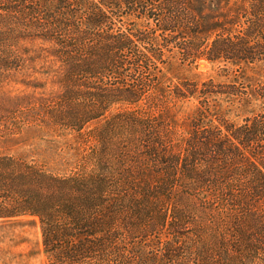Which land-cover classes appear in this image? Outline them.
Listing matches in <instances>:
<instances>
[{
  "label": "trees",
  "instance_id": "16d2710c",
  "mask_svg": "<svg viewBox=\"0 0 264 264\" xmlns=\"http://www.w3.org/2000/svg\"><path fill=\"white\" fill-rule=\"evenodd\" d=\"M201 61L234 79L173 76ZM253 101L264 0H0V135L76 145L62 170L0 155V222H36L48 264H264V110L225 114Z\"/></svg>",
  "mask_w": 264,
  "mask_h": 264
},
{
  "label": "rangeland",
  "instance_id": "374dc122",
  "mask_svg": "<svg viewBox=\"0 0 264 264\" xmlns=\"http://www.w3.org/2000/svg\"><path fill=\"white\" fill-rule=\"evenodd\" d=\"M203 9H205V13H210L212 6L207 4ZM28 48L31 49V56H35L38 53L39 48L37 46L28 45ZM45 64L49 65L48 59L38 60L34 63V67L38 69ZM27 70V72L23 73V76L20 75L19 80H32L34 78L46 80L45 77L38 73L33 74L32 69ZM233 73L234 70L232 69L225 71V68L220 65L201 61L198 65L180 67L173 76L197 80H206L213 77L219 81H228V78L230 80L234 79ZM29 74L33 76L28 77ZM23 89H25L23 84L11 82L5 88V91L14 94ZM48 89H51L50 85ZM197 104L194 100L189 104L183 105V107H177L173 110L167 109L164 115L180 124L182 129H184L187 126L188 116H192ZM225 107L227 118L235 124H241L246 117L264 110V104L259 101H253L252 106L248 108L238 103L233 106L225 104ZM217 110L221 111V108L218 107ZM68 147H76L71 136H59L54 132L41 131L34 128L25 129L17 135H0V155L33 157L61 170L68 166L67 163L75 160L76 152L69 150ZM0 264H48V259L43 254L40 228L36 222L28 218L0 222Z\"/></svg>",
  "mask_w": 264,
  "mask_h": 264
}]
</instances>
